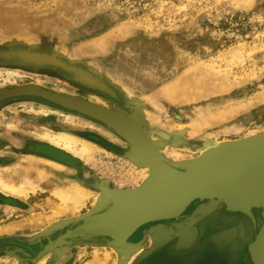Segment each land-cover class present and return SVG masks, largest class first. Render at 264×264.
Instances as JSON below:
<instances>
[{
  "label": "rangeland",
  "instance_id": "rangeland-1",
  "mask_svg": "<svg viewBox=\"0 0 264 264\" xmlns=\"http://www.w3.org/2000/svg\"><path fill=\"white\" fill-rule=\"evenodd\" d=\"M8 8L20 20L21 39H14L12 36L16 35L5 31L4 21L0 22V60L9 49H14V54L25 49L53 51L77 61L71 65L75 72L93 75L97 80H92L99 83L101 90L111 93L106 97L62 75L10 66H0V75L13 71L14 81L5 82L0 76V88L32 83L97 104L96 97H101L107 107L116 106L127 114L133 113L131 106L142 104L145 117L148 112L144 120L151 138L161 139L155 134L159 130L173 136L177 127L194 128L187 131L191 135L182 137L178 147L168 144L161 150L165 157L167 150H176L183 157L180 160L195 159L220 142L264 134V97L257 98L264 94V0H0V13ZM111 15L109 21L100 23ZM84 30L92 31L84 34ZM75 32L80 37L72 39ZM110 32H115L114 37L105 45H88ZM12 40L19 44L8 46ZM84 46L90 49L80 52L79 48ZM198 67L209 72L206 75L210 85H218L222 90L187 103L170 102L156 95L161 87ZM41 106L54 111L40 113ZM225 109L229 111L227 119L199 128V119L217 110L225 113ZM209 116L213 117V113ZM44 132L68 133L91 143L94 146L91 160L80 159L50 143L42 138ZM171 138L166 141L169 143ZM128 149V142L113 129L76 111L34 96L0 101V169L18 164L23 157L50 162L44 165L45 173L40 177L42 181L39 179L42 184H36L33 194L29 191L14 195L0 189V264H115L114 250L93 243L95 238L63 237L60 244L49 246L44 255L39 254L49 241H55L81 220L69 222L49 234L39 230L43 223L54 218L80 217L94 207L98 197L95 190L94 196L71 214L61 207L52 193L74 180L88 182V178L96 177L98 182L106 180L117 189L139 187L143 182L142 173L137 171L140 166L136 167L124 156ZM60 156H66L68 161ZM148 227H140L136 238L141 239L143 229ZM73 241L85 242L73 248L78 253L70 258ZM150 245L151 238L147 235L141 250ZM97 256L100 260L94 258Z\"/></svg>",
  "mask_w": 264,
  "mask_h": 264
},
{
  "label": "bare ground",
  "instance_id": "bare-ground-1",
  "mask_svg": "<svg viewBox=\"0 0 264 264\" xmlns=\"http://www.w3.org/2000/svg\"><path fill=\"white\" fill-rule=\"evenodd\" d=\"M15 16L16 15H14L12 11H9V8H8L7 10H4L3 13H0V22L4 21V24H5L4 30L8 32L10 31L11 35H16L12 37L18 40L20 38L19 33L21 31L18 25L20 20L14 18ZM117 30H121V29L118 28ZM114 33L110 32L102 37L97 38L95 41L89 44L87 43V44L93 45L90 47L103 46L106 44V42L109 39H112L114 37ZM28 39L30 38L27 37V40ZM90 47L89 46H84L83 48L81 47L79 48V51L85 52L89 50ZM206 73H209V72L207 71L205 72L203 71V69L198 67L192 73H185L179 78H177V80L164 85L163 87H161V89H159L158 92H156V95L164 97L170 102L187 103L191 101H196L197 99H200L203 95L211 94L212 92L216 93V92L221 91L222 89L221 88L219 89L217 87L218 85H210L209 76L207 77ZM5 75H0L3 78L2 79L3 81L13 82L14 77L16 76V73L13 71L7 70ZM193 76L195 77V79L197 78L198 80L197 79H196L197 81L193 80ZM55 91L58 92L59 95L60 94L65 95V92L63 93L61 91H57V90ZM263 97H264V94H261V95H258L257 98L263 99ZM76 98L78 97L70 95V98L68 97L69 99L68 102H70L69 105L74 106V104H77V106L80 109L95 112L93 108L86 106L84 104H81L80 102H77L78 99ZM96 99H98L99 101L98 103L100 105L105 106V107L108 106L106 100H103L101 97L99 98L96 97ZM145 101L148 102L147 100ZM138 106L141 107V105H138ZM39 110H40L39 111L40 113L42 111L44 114H47L48 111L50 112L54 111L44 106H41ZM233 110H234V107L230 111L232 112ZM216 112L215 111L212 112L213 117H210V116L208 117L209 114H212V113H209L206 115L207 117L205 116L201 120L199 119V122H200L199 128L202 129L203 127H211L212 125L217 124L219 121L227 119V115L229 113L228 110L225 113H223V111L219 112L218 110ZM146 113H145L146 117L143 115L145 118H147L148 116V112ZM142 128L144 130V131H141L142 133H144L142 134V136L143 135L145 136V133H146L145 127H142ZM195 128L199 129L198 127H195ZM176 129H177V132L175 133L177 134L179 139L181 138L180 140L182 141V137H187L191 135L190 134L191 132L189 133L187 131H193L194 128L192 127V129H190L187 126H185V127H177ZM119 132L123 136L121 137L122 140H126V143L128 142L129 149L133 150L131 152H134V157L136 158L137 156H139V158L142 160L143 158L140 155H137L139 154L137 148L139 147L141 143L140 139L134 134L132 135L129 134L127 131H119ZM41 136L45 140H48L50 143L58 147H61L65 149L66 151H69L70 153L79 157L80 159L90 158L91 160L94 154V146L91 143L82 141L79 138L71 134H68V133L50 134L48 132H44L43 134H41ZM146 141L150 144L153 143L155 148L161 149V150H165L168 144L172 145L173 147H178L179 145V141L178 142L171 141L168 143V142L162 141L159 138H151L149 136H148V139L146 138ZM129 149H128V152H129ZM167 155H168L167 157L173 160H177V161L183 158L181 157V154L174 149L167 150ZM60 159L67 160L66 156L65 157L60 156ZM30 161H34V163L33 164L30 163ZM132 162L135 163L134 159L132 160ZM46 163H50V162L37 159V157L35 160L34 158L27 159L23 157L21 158V160H19L18 164L16 165L14 164V166L12 164L7 167L6 166L2 167L0 169V189H2L3 191L4 190L8 191L14 195H24V194H27L29 191L36 189L35 188L36 184L42 181L40 177L42 176V174L45 173L44 165L47 166ZM135 164L140 166V167L136 166L138 168L137 171L142 173L141 175H142L143 181H145L144 180L145 177H148L149 175L150 167L148 165H145L146 163H141V165L137 163ZM218 165L219 164H217V166L214 169H210L202 174L195 173V172L193 173L185 172L182 170L169 167L165 170V174L162 178L161 183L157 187V189H155L153 193L143 196L141 198L131 197V196H128L125 194L123 195L120 193H114L111 195V199L109 201L110 203L108 204L107 209L105 211H103L100 215H98L97 213L96 215H91L85 218V220H83V223H85L83 225L84 227L83 229H85L86 227H91L92 222L95 225L102 228L104 231L109 230V229L115 230L117 228L127 229L131 225H133L135 222H138L140 219H142L149 212H151L150 210H154L156 208L159 211H162V209H167L171 211L178 210L179 208L178 206L183 204V202L187 198L197 195V194H208V195L218 194L219 196L225 198L228 202H233L236 204H240V203L243 204L245 202L251 203V202H258V201H259L258 203L260 204L264 203V202H261V201H264V147L263 146L260 147L259 150L254 149V148H248V149L234 151V153H232L229 157L225 158L223 162L220 163L219 166ZM96 179H97L96 177H95V180L94 178H88L87 180L88 182L86 181L84 182L83 179L74 180V182L72 184L67 185L66 188L56 189L54 190V193L52 194L55 195V197L61 204V207L63 206L62 208L64 209L66 208L67 212H70L69 214H71L74 210H77L78 208H80V206L85 205L86 201L89 199L90 196H94V194H92V190L97 191L98 188L104 184L103 181L102 183H100ZM99 181H101V179ZM40 183L42 184V182ZM99 193L100 191L98 190V195ZM171 193L172 195L169 197L172 198L174 196L173 198L174 200L172 199L169 200L166 198ZM32 194H33V191H32ZM178 195H180V197H178ZM94 203H93V206H94ZM209 205L211 206L214 204L212 203ZM197 210L200 213L201 212L203 213L204 211V209L203 210L199 209V207L197 208ZM58 212L56 211L57 214ZM257 215H258L257 216L258 219H256V217H253L252 221L254 225H257V232H258L260 225L263 226L264 224V218L260 214L259 211ZM194 217H196V215L195 216L191 215L187 223L180 224L175 229H168L165 226L167 229L166 232H170V236L171 235L178 236L179 243L182 245L192 243V241H194L195 239L196 231L194 229V225H191V223L193 221L196 222L198 220V218L193 219ZM72 218L73 217L68 218V216H59L57 218H54L53 220H50L47 223H43V227H41L39 231L46 233L45 231L48 230L49 228L56 229L57 227L63 225L69 219H72ZM32 219L33 218L31 217V220ZM160 224H161L160 222H157V224L152 225V227L160 228ZM148 229L149 227L143 229V232H145L147 235H148L147 233ZM166 232H162V238H161L162 243L163 242L166 243L167 241H169V239H167L168 237L167 234H165ZM136 234H138V231ZM136 234L134 235L135 238L137 236ZM62 236L63 235H58L56 237V240L61 239ZM94 236L95 237L93 238H95V241L99 239L96 243H99L101 245L104 244L106 240H108V236H105V235L103 236V234H101L100 236L99 235L98 236L94 235ZM260 236L264 238V230L261 232ZM209 239L211 240V238ZM140 241H141L140 239L136 238L134 240H128V243H138ZM258 242H261V238L259 239ZM263 243H264V239L262 240V243H261L262 246L264 245ZM254 246H255L254 248H256L257 251L258 250L260 251L259 247H257L256 245ZM110 248L113 249L114 252L116 253L115 259L116 258L117 259L116 261H114L115 264H129V263L132 264L133 262H135V259L139 257L142 251V250H136V251L130 250L127 252L125 248L117 247L115 244H110ZM262 254L263 256H259V255L257 256L259 258V261L264 260V249L262 251ZM125 255L128 257L127 260H126ZM94 258L97 260H100L98 259L99 256L94 257ZM102 260L103 259H101V261ZM195 263L197 264V261ZM144 264H160V263H150L147 261V262H144Z\"/></svg>",
  "mask_w": 264,
  "mask_h": 264
},
{
  "label": "water",
  "instance_id": "water-1",
  "mask_svg": "<svg viewBox=\"0 0 264 264\" xmlns=\"http://www.w3.org/2000/svg\"><path fill=\"white\" fill-rule=\"evenodd\" d=\"M112 17L113 15L108 16L106 19H103L100 23L103 24L104 22L109 21ZM99 25L100 24H97L96 26L99 27ZM91 31L88 32L87 30H84L85 32L84 34H90ZM78 37H80V33L75 32L72 39H77ZM17 41L12 40L11 42L8 43L9 44L8 46H14L13 44L15 45L19 44ZM17 56L20 59L30 64L50 65V66L60 67L62 69L63 68L68 69L73 72L76 71L75 68L71 67V65H74V63H76L77 61L71 60L66 55L62 56L53 51L50 53H44V52H37V51H31L25 49L23 51H19ZM63 58H65L67 61H65ZM81 78L93 82L92 79H90L89 77L83 74H81ZM67 94L68 93H65V95L64 94L59 95V93L56 92L54 89H47L32 83L23 84V85H8L6 87L0 88V101L10 97L34 96L49 101L51 103H54L56 105H59L63 108L76 111L80 114L91 117L92 119H95L99 122H102L108 128L113 129L121 137L123 136L119 131H127L131 135L134 134L140 139L141 142V143L139 142L140 145L137 148L139 153L137 155H140L143 159L141 160L139 156L135 158L134 152H131L133 151L131 149H129V152L127 151L124 154V156L135 166H137L135 163L139 165H141V163H146L145 165H148L150 167L149 168L150 171L145 181H143L140 184V186L135 189L113 188L110 186L108 181L101 179V181H103L104 184L98 188L100 193L97 197V202L95 203L94 207L88 213H85L77 218L69 219L66 223L57 227L56 229L49 228L48 230L45 231L46 234H49L52 231H55L63 227L65 224L69 222L81 220V222L78 225H76L73 229L67 230L66 233L62 236V238L70 237V238H77V240L89 239L95 237L94 235L100 236L101 234H103V236L104 235L108 236V240H106L104 243L105 246L110 247V244H115L117 247L125 248L128 252L130 250L132 251L141 250V247L145 242L147 234L143 232L140 242L128 243V240H134L132 239V236H134L137 233L140 227L153 222L177 220L188 209H191L192 215L194 216L196 215V217H194L193 219L196 218L199 219L200 217L208 213H211L217 208H224L225 210L230 212H239L249 216L251 219H253L254 217L253 212L259 211L264 218V203L260 204L258 203L259 201L236 204L233 202H228L225 198L219 196L218 194L217 195L197 194L187 198L183 202V204L180 205L181 207L178 206L179 207L178 210L171 211L167 209H162V211H159L157 208L154 210H150L151 212H149L142 219H140L138 222H135L127 229L117 228L115 230L109 229L104 231L102 228L95 225L93 222L91 223L92 224L91 227H86L85 229H83L84 228L83 225L85 224L83 223V220H85V218L91 215H96L97 213L98 215H100L103 211H105L107 209L108 204L110 203L109 201L111 199L112 194L120 193L123 195L125 194L131 197H140V198L149 195L153 193L155 189H157L165 174V170L169 167L190 173L193 172L199 174L205 173L210 169H214L217 166V164L220 165V163H222L225 158L229 157L232 153H234V151L248 149V148H254L259 150L260 147L262 146L264 147V134L249 136L247 138L236 141H227L216 145H212L207 149H205L203 151V154H201L195 159L172 161L161 153V149L155 148L153 143L150 144L146 141V138L148 139L146 128H145L146 131L145 136L144 135L142 136V134H144L141 132L144 131L142 127H145L144 116L142 111H140V109H142L141 108L142 104L141 107L137 106V104H134L133 106H131V108L133 109V113L127 114L116 106L105 107L100 104L94 103L90 100L73 95L75 97H78L76 98L78 99L77 102H80L81 104L93 108L95 112H92V111L80 109L77 106V104H74V106L69 105L70 102H68L69 101L68 97L70 98V95L72 94H68V95ZM161 133L164 135H162ZM155 134L158 137H160L161 140L164 142H167L166 139H169L172 136L171 133H166L161 130L155 131ZM172 137L173 138H171V141L176 140L178 142L177 138L179 137L175 132ZM181 142L182 141L179 139V143ZM132 158L134 159L135 163L132 162L133 160ZM171 195L172 193L169 194L166 198L169 200L171 199L174 200L173 199L174 196L172 198L169 197ZM178 197H180V195H178ZM196 201L199 202L200 204L196 205L195 204ZM212 203L214 205L210 206L209 204ZM198 207L199 209L202 210L204 209L203 213L198 212L197 210ZM166 230H167L166 227L162 224H160V228H153L152 226H150L149 229L147 230V233L151 238V245L147 249L142 250L139 257L135 259V262H133L132 264L141 260L142 261L144 260L146 262L148 258L154 256L161 249V247L165 245L164 242L163 243L161 242L162 241L161 238H162V232H166ZM263 230H264V224L263 226L260 225L259 231L256 233L253 240L248 244L247 247V253L252 264H264V260L259 261V258L257 257L258 255L263 256L262 251L264 249V245L262 246L261 243L264 238L260 236ZM165 234H167L168 236L167 239H169L170 232H166ZM175 237H177L178 239V236ZM260 238H261V242H258ZM61 239H57L55 241H49V245L44 246L43 247L44 249L40 250L39 254L44 255L46 250L49 249L48 248L49 246H53V245L56 246V244H60L62 242ZM189 244L190 243L182 245L179 243V240H177L175 249L180 250L186 248ZM254 245L259 247L260 251L259 250L257 251V249L254 248L255 247ZM125 257L127 260L128 257L126 255Z\"/></svg>",
  "mask_w": 264,
  "mask_h": 264
},
{
  "label": "flooded vegetation",
  "instance_id": "flooded-vegetation-1",
  "mask_svg": "<svg viewBox=\"0 0 264 264\" xmlns=\"http://www.w3.org/2000/svg\"><path fill=\"white\" fill-rule=\"evenodd\" d=\"M8 51L4 52L5 58L0 60V66L17 67L31 71H43L62 75L68 80L83 85L93 92L110 97L109 94L111 92L101 90L99 83L95 81L97 78L93 75H88L91 79L95 78L91 82L81 78L80 72L70 74L66 70L55 66H34L20 63L18 62L20 61L19 58L16 57L20 50L15 54L14 49H9ZM43 148L45 147L41 149L43 150ZM195 204L198 205L199 202H195ZM191 215V209H188L177 220H166L160 223L168 229H175L178 225L187 223ZM257 216L255 214L256 219H258ZM154 224H157V222L150 223L146 226H152ZM256 228L257 225L253 224L251 218L241 213L228 212L224 208H217L194 222V229L196 231L195 239L186 248L180 250L175 249V243L178 239L175 235H171L169 241L165 243L157 255L148 258L147 261L160 264H196V261L197 264H251L247 254V245L253 239ZM92 240H94L93 243H96L99 239L97 241L95 239ZM82 242L84 243L85 241L72 242L70 258H73L78 253L73 248H77Z\"/></svg>",
  "mask_w": 264,
  "mask_h": 264
},
{
  "label": "crops",
  "instance_id": "crops-1",
  "mask_svg": "<svg viewBox=\"0 0 264 264\" xmlns=\"http://www.w3.org/2000/svg\"><path fill=\"white\" fill-rule=\"evenodd\" d=\"M199 204H200V203H199ZM226 211H227V210H226ZM228 212H230V211H228ZM233 213H239V212H233ZM257 213H258V211H254V212H253L254 217H255V214H257ZM241 214H242V213H241ZM206 215H207V214H206ZM243 215H244V214H243ZM245 216H247V215H245ZM247 217H249V216H247ZM249 218H250V217H249ZM256 233H257V228H256ZM256 233H255V235H256ZM255 235H254V236H255ZM253 238H254V237H253ZM252 240H253V239H252ZM252 240H251V241H252ZM251 241H250V242H251ZM250 242H249V243H250ZM249 243H248V244H249ZM162 247H163V246H162ZM162 247H161V248H162ZM247 247H248V245H247ZM158 252H159V251H158ZM158 252H157V253H158ZM157 253H156L154 256H156ZM247 254H248V253H247ZM154 256H151V257H154ZM248 257H249V256H248ZM249 260H250V258H249ZM250 262H251V261H250ZM251 264H252V263H251Z\"/></svg>",
  "mask_w": 264,
  "mask_h": 264
}]
</instances>
